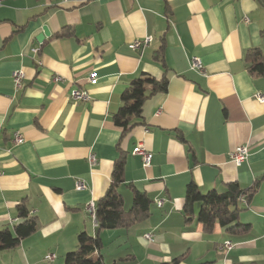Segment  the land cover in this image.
Masks as SVG:
<instances>
[{"label": "crops", "instance_id": "crops-1", "mask_svg": "<svg viewBox=\"0 0 264 264\" xmlns=\"http://www.w3.org/2000/svg\"><path fill=\"white\" fill-rule=\"evenodd\" d=\"M44 28L48 36L39 43ZM147 37V46L130 49ZM254 49L264 53V0H3L0 228L18 225L23 205L38 229L0 250V264H65L83 232L100 235L106 264H264V102L255 98L264 95V76L250 71ZM193 57L205 73L191 69ZM17 70L25 73L21 90L13 82ZM143 74L167 78L168 91L151 96L124 134L114 115ZM74 89L91 99L74 100ZM16 133L24 137L20 145ZM139 144L154 156L149 167L133 155ZM241 145L250 156L237 167L229 155ZM122 155L125 208L132 207L133 185L152 200L149 216L99 230L87 206L106 194ZM79 181L87 188L77 190ZM190 183L203 193H223L230 183L255 188L239 217L249 230L215 225L205 232L200 204L187 222ZM227 242L234 247L226 249Z\"/></svg>", "mask_w": 264, "mask_h": 264}, {"label": "trees", "instance_id": "trees-1", "mask_svg": "<svg viewBox=\"0 0 264 264\" xmlns=\"http://www.w3.org/2000/svg\"><path fill=\"white\" fill-rule=\"evenodd\" d=\"M250 71L257 76H264V53L254 49L249 53ZM168 80H157L147 74L135 78L121 97L122 105L114 115V123L123 129L126 134L134 128V119L142 117L143 107L146 101L153 95L166 93ZM126 161L123 157L115 162L112 173V181L106 194L96 203V218L99 230H116L129 228L148 218L152 200L140 192L133 185H129L133 193V204L129 210L125 208V201L121 194V187L125 184ZM226 191L220 193L212 190L207 193L194 183L187 187L184 215L189 222L192 217L195 204L201 205L198 215L199 222L204 231L212 232L215 225H220L230 233L247 231L250 225H243L239 221L242 211V202H247L255 193V188L242 189L237 183H230ZM21 222L13 229L0 228V250H9L21 244L38 229L37 220L30 217L25 206L18 208ZM103 243L100 235L90 236L86 232L79 234L77 249L69 252L65 257V264H106L100 255ZM99 254V259L94 260L91 256ZM181 258L174 259L170 263L180 264Z\"/></svg>", "mask_w": 264, "mask_h": 264}, {"label": "built area", "instance_id": "built-area-1", "mask_svg": "<svg viewBox=\"0 0 264 264\" xmlns=\"http://www.w3.org/2000/svg\"><path fill=\"white\" fill-rule=\"evenodd\" d=\"M3 0H0V5H2ZM246 21H248V19L246 18ZM151 38L147 37L144 41H135L134 43H132L130 45V49L132 50H137L142 48L143 46H147L149 43H151ZM31 51L34 54H37L39 52V48L36 45H34V47L31 49ZM190 65H191V69L193 71H196L198 73H205V69H204V65L201 59L197 58V57H193L190 61ZM25 79V73L23 70H17L14 72L13 74V82L14 85L16 87L17 90H21L23 89V81ZM57 80H60V78H58ZM92 82L96 81V75H92L91 77ZM71 97L74 100H82V101H89L91 99L90 94L85 91V90H78V89H74L71 92ZM256 99H258L261 102H264V95L262 94H258L255 97ZM24 141V137L22 136L21 133H16L15 137H14V143L16 145H20L21 143H23ZM133 155L135 156H139L142 158V162H143V166L144 167H149L152 164V160H153V154L148 152L146 150V148L139 144L133 151ZM250 156V148L248 145H241L239 147H237L236 149H234L230 155H229V160L231 163H233L234 165H236L237 167L242 166L247 159ZM89 161L91 163V165H95L97 163V159L94 155H91L89 157ZM0 177H1V171H0ZM86 185L84 182L79 181L77 183V190H84L86 189ZM162 202H159V205H161ZM87 210L89 215H91L94 224L98 226V220L96 218V203L95 202H91L89 203V205L87 206ZM145 238L149 241H153V237L151 234H146ZM224 247L226 249H231L232 247H234V245L231 242H227L225 243ZM55 258L54 255H49L47 257V259L49 260H53Z\"/></svg>", "mask_w": 264, "mask_h": 264}, {"label": "water", "instance_id": "water-1", "mask_svg": "<svg viewBox=\"0 0 264 264\" xmlns=\"http://www.w3.org/2000/svg\"><path fill=\"white\" fill-rule=\"evenodd\" d=\"M46 36H48V29L44 28V33L42 35H39V37H37V42L41 43Z\"/></svg>", "mask_w": 264, "mask_h": 264}]
</instances>
